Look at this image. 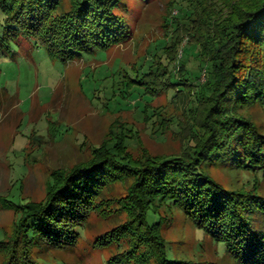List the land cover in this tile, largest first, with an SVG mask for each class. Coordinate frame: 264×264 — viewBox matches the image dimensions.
I'll list each match as a JSON object with an SVG mask.
<instances>
[{
	"label": "trees",
	"instance_id": "obj_1",
	"mask_svg": "<svg viewBox=\"0 0 264 264\" xmlns=\"http://www.w3.org/2000/svg\"><path fill=\"white\" fill-rule=\"evenodd\" d=\"M122 7L123 0H0V52L23 38L63 62L109 51L129 39ZM174 7L178 14L169 22L175 27L164 48L168 63L155 58L149 87L168 76L186 35L199 49L206 79L182 78L184 112L193 115L184 149L134 158L121 139L85 163L55 170L42 201L7 200L18 220L0 236V264H63L52 263L50 254L73 251L103 202H118L127 218L107 235L111 244L122 238L127 246L107 264H198L168 257L164 217L149 220L163 206L224 244L235 264H264V128L250 114L264 108V0H183ZM215 164L254 174L263 184L228 190L211 176ZM118 183L128 184L126 199L106 198Z\"/></svg>",
	"mask_w": 264,
	"mask_h": 264
},
{
	"label": "rangeland",
	"instance_id": "obj_2",
	"mask_svg": "<svg viewBox=\"0 0 264 264\" xmlns=\"http://www.w3.org/2000/svg\"><path fill=\"white\" fill-rule=\"evenodd\" d=\"M182 1L123 0L121 13L130 28L129 39L74 61L53 59L24 38L12 44L10 52H0V236L10 233L18 220L7 200L42 201L55 170L85 163L95 150L113 149L121 139L134 158L145 151L169 156L184 149L193 115L184 112L188 93L182 78L206 79L199 49L186 35L176 62L168 65V76L159 78L156 89L149 87L157 73L155 58L168 63L164 48L175 27L169 21L178 14L174 5ZM170 83L176 86L166 87ZM250 114L264 128V108ZM210 172L228 190L263 184L256 175L229 164H215ZM127 189L128 184L118 183L105 197L125 200ZM103 203V208L91 212L76 248L53 252L52 263L107 264L127 247L122 238L111 244L107 236L126 221V211L118 202ZM160 216L170 259L235 264L224 244L208 238L182 212L163 206L158 215L151 212L149 220L159 221Z\"/></svg>",
	"mask_w": 264,
	"mask_h": 264
}]
</instances>
